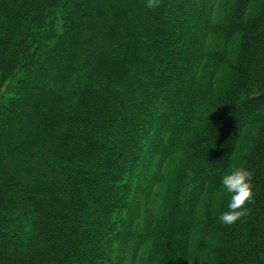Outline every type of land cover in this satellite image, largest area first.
<instances>
[{"label":"trees","instance_id":"obj_1","mask_svg":"<svg viewBox=\"0 0 264 264\" xmlns=\"http://www.w3.org/2000/svg\"><path fill=\"white\" fill-rule=\"evenodd\" d=\"M147 2L0 0V264H264V0Z\"/></svg>","mask_w":264,"mask_h":264},{"label":"clouds","instance_id":"obj_2","mask_svg":"<svg viewBox=\"0 0 264 264\" xmlns=\"http://www.w3.org/2000/svg\"><path fill=\"white\" fill-rule=\"evenodd\" d=\"M158 0H148L146 7H158ZM253 173L243 167L234 169L222 177L221 183L226 193L230 195L228 210L218 217L221 224L232 226L238 220L247 216V205L253 202Z\"/></svg>","mask_w":264,"mask_h":264}]
</instances>
